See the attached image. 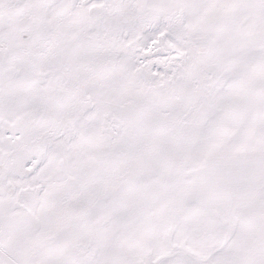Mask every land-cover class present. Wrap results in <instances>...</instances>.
Returning <instances> with one entry per match:
<instances>
[{
  "label": "snow or ice",
  "instance_id": "obj_1",
  "mask_svg": "<svg viewBox=\"0 0 264 264\" xmlns=\"http://www.w3.org/2000/svg\"><path fill=\"white\" fill-rule=\"evenodd\" d=\"M0 264H264V0H0Z\"/></svg>",
  "mask_w": 264,
  "mask_h": 264
}]
</instances>
